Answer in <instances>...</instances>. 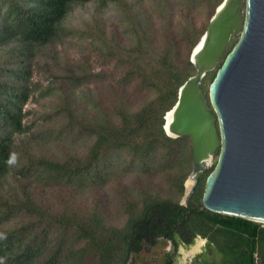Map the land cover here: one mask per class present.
Listing matches in <instances>:
<instances>
[{"label": "trees", "instance_id": "16d2710c", "mask_svg": "<svg viewBox=\"0 0 264 264\" xmlns=\"http://www.w3.org/2000/svg\"><path fill=\"white\" fill-rule=\"evenodd\" d=\"M94 1L99 2L98 8L116 12L129 43L113 35L106 38L100 25L89 33L68 26L75 7ZM190 1L209 5L214 14L223 0H183L186 5ZM169 11V0H0V181L21 164L16 135L30 130L24 123V108L33 91L31 63L52 45L75 33L80 39L92 37L109 62L125 68L119 83L136 82L147 95L136 108L119 96L108 111L85 86L100 82L104 75L82 68L81 74L66 75L68 86L47 89V94L60 100L57 109L62 108L68 122L54 127L61 131L45 132L46 143L57 144L76 133L85 150L64 158L36 157L26 170L17 171L44 187H66L73 194L124 185L129 189L122 203L124 221L111 223L98 203L59 214L25 189L23 196L15 193L0 199V225L14 214L24 218L19 227L0 233V264H130L161 242L177 250L194 244L198 237L207 240V250L194 264H264V224L204 207L202 197L211 170L199 175L187 205L181 204L193 167L192 141L188 136H167L164 116L196 70L190 56L181 60L179 40L170 37L163 48L155 46L153 18L169 23ZM182 28V40L192 51L204 31L191 25ZM215 75L216 71L209 72L203 87ZM13 153L17 160L9 164ZM156 177L168 181L164 194L153 184Z\"/></svg>", "mask_w": 264, "mask_h": 264}, {"label": "water", "instance_id": "95a60500", "mask_svg": "<svg viewBox=\"0 0 264 264\" xmlns=\"http://www.w3.org/2000/svg\"><path fill=\"white\" fill-rule=\"evenodd\" d=\"M190 61L196 72L179 88L163 125L167 136L192 141L193 167L181 204L213 164L204 207L264 223V0H223ZM212 71L206 90L203 81Z\"/></svg>", "mask_w": 264, "mask_h": 264}, {"label": "rangeland", "instance_id": "374dc122", "mask_svg": "<svg viewBox=\"0 0 264 264\" xmlns=\"http://www.w3.org/2000/svg\"><path fill=\"white\" fill-rule=\"evenodd\" d=\"M169 2L168 19L171 22H162L157 16L153 18L155 46L163 48L170 37L179 40L181 42L179 44L180 56L183 61L191 56L192 51L182 40L180 35L182 27L191 25L205 33L213 14L209 5H198L191 1L186 5L183 0H169ZM98 6L99 2L94 1L85 6L75 7L68 19V26L76 28L75 31L79 33L80 31H95L96 25H100L106 38L113 35L118 41L129 43V37L124 35L116 12L108 8H98ZM82 27L83 29H81ZM77 33L52 45L31 63L29 86L30 90L33 91L24 108L27 113L24 123L29 126L30 130L24 134L16 135L15 151L22 160L20 165H16L12 169L13 172L7 179L0 181V199L5 200L7 196H12L15 193L17 197H19L18 195L23 196V190L27 189L30 193L34 192L36 198L45 207L50 208L53 212H59V214H66L70 207L92 208L98 203L103 208L106 219L113 224L121 225L124 221L122 203L129 190L124 185L121 188H117L119 185H109L100 190L89 188L85 192L74 193V195L69 188L44 187L40 183L37 184L33 180L21 177L17 171L26 170L29 163L34 162L36 157L57 156L64 158L84 152L86 144L77 138L76 133L65 136L66 138L57 144L46 143L45 132L59 130H55L54 127H63L68 122L62 108L57 109L61 103L60 100L47 94L48 88L62 87L65 84L68 86L64 80L66 75L74 72L81 74V68L87 72H101L104 77L100 82L85 86L93 91L92 95L96 101L108 111L114 106L119 96L125 97L130 108L140 106L147 98V95L138 89L136 82L129 86L121 85L119 82L125 68L117 66L114 62H109L99 49V43L94 41L92 37L80 39ZM210 83L209 79L205 81L204 88L206 90ZM61 130L63 129L59 131ZM153 184H157L163 190V194L168 187V181L159 177L153 179ZM23 221L24 218L18 214L10 216L9 220L6 219L1 223L0 233L19 227ZM61 232L58 230V233ZM200 239L204 242L196 252H193L192 249L197 244L198 239L195 240L194 244L188 247L180 246L177 250L173 248L171 243L161 242L152 251L135 256L130 264H166L167 260H173V264H194L195 260L207 250V241L203 238ZM208 257L213 259L215 256L208 255Z\"/></svg>", "mask_w": 264, "mask_h": 264}, {"label": "bare ground", "instance_id": "6f19581e", "mask_svg": "<svg viewBox=\"0 0 264 264\" xmlns=\"http://www.w3.org/2000/svg\"><path fill=\"white\" fill-rule=\"evenodd\" d=\"M190 182H188V187H190ZM203 242H204V240H202V239H200V238H198V240H197V244L193 247V252H196V251H198L199 250V248L201 247V245L203 244Z\"/></svg>", "mask_w": 264, "mask_h": 264}, {"label": "clouds", "instance_id": "9594fccd", "mask_svg": "<svg viewBox=\"0 0 264 264\" xmlns=\"http://www.w3.org/2000/svg\"><path fill=\"white\" fill-rule=\"evenodd\" d=\"M16 160H17V156H16V154H11V156H10V158H9V160H8V163L9 164H14L15 162H16Z\"/></svg>", "mask_w": 264, "mask_h": 264}, {"label": "flooded vegetation", "instance_id": "af4514ba", "mask_svg": "<svg viewBox=\"0 0 264 264\" xmlns=\"http://www.w3.org/2000/svg\"><path fill=\"white\" fill-rule=\"evenodd\" d=\"M218 151V152H217ZM216 151V153H215V155H214V158H213V160L216 158V155L219 153V150H217ZM213 168H214V165L212 164L210 167H208V169H206V170H213Z\"/></svg>", "mask_w": 264, "mask_h": 264}, {"label": "built area", "instance_id": "2783aa9c", "mask_svg": "<svg viewBox=\"0 0 264 264\" xmlns=\"http://www.w3.org/2000/svg\"><path fill=\"white\" fill-rule=\"evenodd\" d=\"M262 224H264V223H262Z\"/></svg>", "mask_w": 264, "mask_h": 264}]
</instances>
